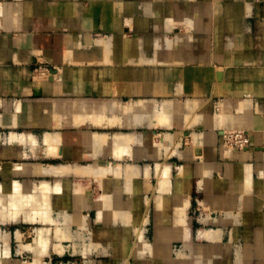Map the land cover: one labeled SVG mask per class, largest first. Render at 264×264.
Listing matches in <instances>:
<instances>
[{"label": "crops", "instance_id": "1", "mask_svg": "<svg viewBox=\"0 0 264 264\" xmlns=\"http://www.w3.org/2000/svg\"><path fill=\"white\" fill-rule=\"evenodd\" d=\"M0 264H264V0H0Z\"/></svg>", "mask_w": 264, "mask_h": 264}, {"label": "built area", "instance_id": "2", "mask_svg": "<svg viewBox=\"0 0 264 264\" xmlns=\"http://www.w3.org/2000/svg\"><path fill=\"white\" fill-rule=\"evenodd\" d=\"M223 142L230 148L244 150L250 146L251 137L245 129H228L223 133Z\"/></svg>", "mask_w": 264, "mask_h": 264}]
</instances>
